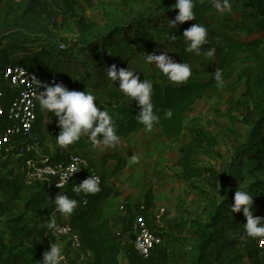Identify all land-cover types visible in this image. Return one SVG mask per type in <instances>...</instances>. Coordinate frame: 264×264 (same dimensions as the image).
I'll return each mask as SVG.
<instances>
[{"label":"rangeland","instance_id":"1","mask_svg":"<svg viewBox=\"0 0 264 264\" xmlns=\"http://www.w3.org/2000/svg\"><path fill=\"white\" fill-rule=\"evenodd\" d=\"M66 1L71 2L89 23L96 25L97 29L92 34H82L77 29L74 19L66 11ZM225 16H231L242 26V31L232 32L237 38L251 42L261 37L251 31L249 21L244 20L241 14L230 11L223 15L215 9L209 14L215 26L224 22ZM168 20L170 18L163 15L156 0H102L92 5L83 0H0V77L6 67L20 64L38 70L44 81L50 84V78L58 80V75L65 69V79L73 76L77 69L76 76L81 79L84 77L81 75L82 64L94 65L87 54H93L89 51L91 45L121 29L122 34L109 47L106 69L103 66L105 61L94 66L91 69L93 77L84 86V91L95 94L92 81L97 80L105 86L107 68L113 64L117 69L130 66L143 70L146 67L137 58L164 51L174 60L176 52L184 48L182 35L189 26L183 23L173 28ZM126 29L131 31L125 34ZM140 40H144L145 45L139 44ZM167 41L171 44L166 45ZM140 45L143 49L138 47ZM95 52L99 54L100 49H95ZM131 56L136 58L135 61L130 62ZM210 63L215 70L213 57ZM255 67L254 58L249 53L244 54L235 76L223 83L217 94L209 95L195 105L180 138L165 136L155 129H144L121 140L117 152L127 159L128 166L117 175L113 174L114 162L102 164V157L113 152L112 147L103 144L93 146L88 136H83L89 147L76 153L86 158L102 178L100 190L91 195L92 222L96 223L104 217L110 219L123 249L121 264H192L203 226L218 239L219 247H214L212 253L214 264H264L257 251V239L242 235L246 218L242 211L230 212L234 198L226 197L228 189L248 191L254 197V215L264 217V185H258V182L264 183V171L252 175L251 167L239 152V147L257 121L249 113L253 102L248 91V81ZM100 69L104 70L103 74L98 73ZM79 86L76 83L67 88L82 91ZM40 109L39 106L38 114ZM44 121L45 148L54 156L70 153L69 146L61 148L56 144V136L61 130L56 118L44 112ZM193 128L209 131L217 139L216 146L205 145V149L194 156V166L223 174L227 178L225 186L215 188L203 179L187 180L178 166V150L191 140ZM36 139L33 135L27 140L30 152L22 153L19 149L15 156H4V152L0 154V205L11 210L2 215L0 209V264H38L43 253L55 242L50 235L40 237L39 230L46 220L43 211L54 206L52 200L58 193L46 183L29 181L23 173L25 159H41L44 156L42 151L45 149L37 151V147L32 145ZM133 156L138 162L132 161ZM14 176H18L21 182V201L13 195L11 182ZM151 189L156 207L147 210L145 196ZM64 195L75 199L69 191ZM217 208L224 213L221 212L219 224L211 230L209 226ZM163 209L166 213L161 215ZM18 214L33 218L27 231L19 235L5 227L6 220ZM130 215L135 218L144 216L162 240L148 260L141 258L134 247V235L128 229ZM57 220L58 217L52 218L54 223ZM181 221L186 224V233L177 242L175 239ZM56 242L63 250H68L62 264L76 263L78 253L69 248L68 240L58 237ZM21 243L29 250L19 246ZM14 246L18 249L11 257L9 249ZM20 251L24 252L25 259L17 254Z\"/></svg>","mask_w":264,"mask_h":264},{"label":"trees","instance_id":"2","mask_svg":"<svg viewBox=\"0 0 264 264\" xmlns=\"http://www.w3.org/2000/svg\"><path fill=\"white\" fill-rule=\"evenodd\" d=\"M87 5H92L95 2L102 0H83ZM158 6L162 8L163 15L166 14L171 19H174L177 14V9L173 8L176 0H156ZM195 7L194 12L196 19L184 22L189 27L194 23L203 24L209 33L208 44L203 45L204 49L215 48L213 59L216 64V69L223 70L224 83L231 80L236 72L238 64L240 63L241 57L249 53L256 62V67L252 71V77L248 81V91L251 93V99L253 102V108L249 113L253 118H257L251 128L246 141L242 146L239 147L240 155L247 160L249 167H251L252 175L256 176L258 172L264 171V0H230L232 8L231 13L242 15L243 19L249 21L252 30L261 37L252 40L251 42L237 38L232 32L242 31V26L238 25L231 16H225L224 22L216 23L210 21L209 14L215 9L212 7L209 1L194 0ZM66 11L74 19L75 26L82 34H92L96 29L94 23H89L87 19L77 12L75 6L69 2H65ZM215 11H217L215 9ZM225 15V13H220ZM131 30L126 29L124 32L128 34ZM122 34V30H115V32L101 37L100 40L91 45L89 51L93 52L92 55L87 53L91 57V63L93 66L88 64H82L81 79H78L75 74L65 79V73L58 75V80L53 81L50 78V82L64 83L66 87L75 86L79 83V89L84 91V86L89 81V78L93 77L92 68L98 65L100 62L105 61L103 66L106 69V57L111 46V42L115 41L116 37ZM144 41V40H143ZM140 40L139 44H144ZM146 43V42H145ZM166 45H170V42H166ZM182 44H184L182 39ZM138 47H141L138 46ZM143 49V47H141ZM85 48H82L84 50ZM95 49H100L99 54H96ZM184 48L177 51L174 60L179 63H188L192 70V76L185 83L174 84L170 82L162 73H160L153 65L145 63L146 56L143 58L130 57V62L139 60L141 64L145 65L146 68L143 70H136V74L139 75L140 80L148 79L153 83V103L154 110L160 115V123L153 127V129L161 132L163 135L180 138L184 131L185 125L188 120L190 113L192 112L195 105L203 100L205 97L217 94L222 86H217L216 81L212 78L211 73L215 70L211 67L210 58L205 57L203 54L197 55L195 53H188ZM86 50V49H85ZM87 51V50H86ZM133 65V63H132ZM133 67V66H132ZM123 68V67H122ZM104 69V68H103ZM100 69L98 73L103 74L104 70ZM127 69V68H126ZM43 77V76H42ZM52 77V76H51ZM254 80V81H253ZM257 81V82H256ZM254 83V84H253ZM94 89L97 101L95 103L102 110L106 109L113 114L115 123L118 129V135L120 141L127 139L130 136L142 132L145 128L136 120L140 109L135 102H130L124 95L119 91L118 82L113 83L107 78L106 85L103 83L93 80L91 84ZM104 87L103 90H100ZM39 103L37 106L36 113L38 112ZM172 110L171 118H166L165 113L167 110ZM44 112L40 109V114L37 113V121L34 135L37 137L36 143L32 145L43 150L44 157L49 160H57L61 156H54L50 154L49 149L45 148V135H44ZM205 145L214 147L217 145V139L214 135L203 129H192L191 140L179 148V159L178 166L182 170L187 180H200L203 179L208 182L211 186L218 188L220 185L225 186L227 184V178L217 172L214 169L199 168L194 166L193 158L199 152L205 149ZM89 147L88 143L82 137L81 140L73 145L69 146L71 152H83ZM119 144L112 148L113 152L106 154L102 157V164L107 165L110 162H114L116 165L113 170V174L117 175L128 166L126 158L122 157L118 152ZM39 161V160H38ZM13 175V172L10 173ZM12 191L14 198L17 201L22 200V187L18 176H14L12 179ZM259 186H263V182H258ZM234 190L226 191L227 198H234ZM146 209L150 210L155 208V196L153 190L145 196ZM2 215L11 212L10 209L5 208L2 204L0 205ZM54 206L47 208L43 211L46 216L45 222L43 223L40 230V237L50 235L53 240H56L58 236L54 237L53 233L49 232L46 225L52 222V218L58 217L55 224L60 228L62 226H69L73 230L80 233L84 246L92 254V260L88 264H121L123 257V249L120 246L117 236L114 233L111 221L108 217L102 218L100 221L93 223V211L90 205L86 208H81L78 204L74 209L71 216H61L59 213L53 214ZM224 211L221 208H217L215 214L212 217L213 222L209 228L214 229L221 219V215ZM33 218L27 217L26 214H18L13 218L6 220L5 227L12 231L14 234L25 233ZM135 222V216L130 215L128 220V229L131 230ZM186 233V224L181 221L178 236L175 241L180 242L181 238H184ZM201 241L196 249V253L192 259V264H214L213 262V250L214 247L218 248V239L215 238L212 232L206 231V226H203L201 231ZM19 246L29 248L21 243ZM18 249L17 246L9 249V254L12 257ZM38 251V250H37ZM64 256L68 255V250H63ZM17 254L25 259V254L20 251ZM14 255V257L17 256ZM71 264L73 261L70 262Z\"/></svg>","mask_w":264,"mask_h":264},{"label":"clouds","instance_id":"3","mask_svg":"<svg viewBox=\"0 0 264 264\" xmlns=\"http://www.w3.org/2000/svg\"><path fill=\"white\" fill-rule=\"evenodd\" d=\"M209 2L218 13L231 11L230 0H209ZM194 7V0H176L173 8L178 11L174 19L168 20L170 27L177 28L179 24L196 19ZM208 36V30L203 24H192L184 30L182 35L185 45L184 50L197 55L203 54L208 58L213 57L215 48L204 49L202 47L208 44ZM175 37L173 35V39ZM60 46L63 47L64 45ZM145 63L153 65L174 84L185 83L192 76L190 65L184 62H176L167 54V51L158 55L147 54ZM211 75L217 86H223L222 69H216ZM107 77L113 83L118 82L119 91L124 97L137 104L140 111L135 118L146 130L151 131L154 126L160 123L161 117L154 110L152 81L148 79L141 81L136 71L131 70L129 67L127 69H117L114 64L107 68ZM32 84L35 85V99L38 101L41 110L47 114L51 113L61 129L56 136L58 146L67 148L79 142L85 135L92 141L93 146L103 144L115 148L120 143V136L113 114L106 109L101 110L97 106L95 103L97 97L92 92L70 90L62 82L42 83L35 77L29 86L31 87ZM172 114V110L169 109L165 113V117L171 118ZM36 150L39 151V148ZM132 161L134 163L138 162L137 157L133 156ZM64 178L67 179V177ZM98 180V177L90 175L75 185L72 190L77 194L81 192L94 194L100 190ZM57 186L60 187V185ZM52 201L54 204L53 214L59 213L61 216H71L78 204L76 199L64 194H58ZM253 203L254 197L248 191L236 190L234 192V202L230 204V212L239 213L242 211L246 218L242 233L244 238H264V217L254 215ZM46 227L49 232L53 233L54 237L62 231L54 222H49ZM64 259L63 248L55 240L50 249L43 253L42 260L38 264H62Z\"/></svg>","mask_w":264,"mask_h":264},{"label":"built area","instance_id":"4","mask_svg":"<svg viewBox=\"0 0 264 264\" xmlns=\"http://www.w3.org/2000/svg\"><path fill=\"white\" fill-rule=\"evenodd\" d=\"M34 77L42 83L45 82L38 70L20 64L10 65L2 72L0 77V154L15 140H29L34 135L38 101L35 99V85L29 86ZM20 149L22 153L31 151L28 144L21 145ZM23 170L29 181L46 183L58 194L71 192L81 208L90 205L92 194L83 192L77 194L72 190L73 187L90 175L99 178V189L102 185V178L98 171L86 158L74 152L65 154L54 161L47 157L27 158L24 160ZM165 213V209L161 210V215ZM59 229L62 230L59 238H66L69 248L78 253L75 264L91 262L92 254L84 246L80 233L69 226H62ZM131 232L134 235V247L137 253L145 260L150 259L154 250L161 245V238L150 228L144 216L135 218ZM257 251L260 258L264 260V238H257Z\"/></svg>","mask_w":264,"mask_h":264},{"label":"crops","instance_id":"5","mask_svg":"<svg viewBox=\"0 0 264 264\" xmlns=\"http://www.w3.org/2000/svg\"><path fill=\"white\" fill-rule=\"evenodd\" d=\"M5 102V101H4ZM8 103V101H6ZM28 141L24 140H15L12 145H10L5 151H4V156H15V154H17V152L19 151L21 145L23 144H27ZM44 157V156H43Z\"/></svg>","mask_w":264,"mask_h":264}]
</instances>
